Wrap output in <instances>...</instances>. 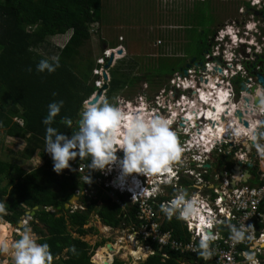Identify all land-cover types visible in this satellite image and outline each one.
I'll use <instances>...</instances> for the list:
<instances>
[{"label": "clouds", "instance_id": "9594fccd", "mask_svg": "<svg viewBox=\"0 0 264 264\" xmlns=\"http://www.w3.org/2000/svg\"><path fill=\"white\" fill-rule=\"evenodd\" d=\"M254 23L252 20L234 28L241 38L255 41L257 35L253 29L256 25L251 27ZM59 67L57 54L40 59L35 71L51 74ZM27 70L32 71L31 67ZM224 75L223 67L217 72L206 69L199 75L189 74L188 79L182 81V86L191 89L190 94L178 102H170L171 93L161 97L159 103L166 108L164 112L152 109L151 101L143 94L136 97L134 106L119 98L114 97V102H110L107 97L96 96L93 93L98 88L94 86L93 95L81 102L75 129L70 135L52 126L54 122L67 128L73 126L70 117L62 116L59 121L55 120L60 116L63 99L49 102L41 123L45 126L44 153L51 158L53 172L72 171L70 161L88 159L86 183L91 182L90 170L105 175L116 170L117 174L110 183L120 191L132 193L131 199L135 202L140 194L155 198L161 192L158 182L161 177H166L164 184L171 183L189 160L186 151H191V160L200 168L206 159L204 153L223 140L239 145L245 159L255 153L257 167L264 171V84L256 80L245 83L246 90H241L242 94L233 102L234 93L221 82L220 77ZM237 110L242 114L240 119L234 115ZM243 122H247V126ZM0 127H3L2 123ZM185 134L187 138L182 139ZM118 152H122L119 157ZM140 176L152 179L150 189L141 185ZM129 179L132 186L126 184ZM191 189L174 186L170 198L159 203L158 209L168 221L183 222L193 232L191 239L194 244L189 248L197 258L208 264L217 255L215 242L224 239L220 234L222 225L227 230L230 250L237 245L245 246L239 253L242 258L240 264H260L257 253L264 249V234L257 238L252 224L245 226L244 222L233 223L229 219L221 221L212 212L207 198L200 194L198 185L193 184ZM5 215V203L0 202V220ZM30 220L31 213H25L18 221V230L11 229L6 222L0 223V257L8 258L0 260V264H53L50 245L46 241L38 242ZM65 251L79 256L75 245H69ZM225 255L233 264L232 257ZM92 259L94 262L99 260L100 264H112L111 256Z\"/></svg>", "mask_w": 264, "mask_h": 264}, {"label": "trees", "instance_id": "16d2710c", "mask_svg": "<svg viewBox=\"0 0 264 264\" xmlns=\"http://www.w3.org/2000/svg\"><path fill=\"white\" fill-rule=\"evenodd\" d=\"M243 3L249 7L248 3ZM102 4V0H0V123L3 125L0 129L5 136L24 140L19 154L21 158L29 160L37 154L43 161V165L27 172L18 162L0 159V202L5 203L7 211L3 220L14 226L25 212L36 206L30 224L38 235V242L46 241L50 245L53 264H94L91 256L106 239L93 245L83 239L97 232L93 226H87L91 214H95L102 225L113 229L124 228L129 219L135 221L132 205L126 204L127 216L123 217L124 212L119 205L91 180L86 183L80 174L67 169L60 174L53 172L50 156L44 153L45 126L41 120L47 114V104L63 99L60 116L55 120L67 116L72 118L73 126L67 128L57 122L52 126L70 135L75 129L81 102L95 91L92 81L95 62L89 57L84 58L80 49L91 37L90 25L102 21ZM260 13L264 16V9ZM67 32L69 36L64 44L54 50L48 48L46 43L50 37L64 36ZM101 42L104 44V40ZM198 44L201 47L203 43L199 41ZM57 54L60 67L55 72L35 71L40 59ZM182 57V54L166 58L158 56L154 66L147 65L145 73L140 75H132L137 65L133 58L117 59L108 68L110 81L106 97L143 80L150 84L153 81L154 84L160 83L164 77L187 64V61H179ZM257 58L264 62V53ZM29 67L31 72L27 70ZM14 118L21 124L13 121ZM72 162L87 164L89 161L77 158L70 164ZM77 187L88 194L80 197L85 213L64 209V204L75 194ZM92 190L94 192L89 196ZM116 196L123 200L122 195L117 193ZM163 224L164 228L171 229L174 238H188L183 222L166 219ZM69 245L76 246L78 257L65 251ZM150 246L157 253L148 254L138 264H180L192 257L188 254L180 256L156 244ZM112 264L130 263L114 257Z\"/></svg>", "mask_w": 264, "mask_h": 264}, {"label": "built area", "instance_id": "2783aa9c", "mask_svg": "<svg viewBox=\"0 0 264 264\" xmlns=\"http://www.w3.org/2000/svg\"><path fill=\"white\" fill-rule=\"evenodd\" d=\"M248 2L250 7H258L260 10L264 9V0H245ZM98 26V22H94L90 25L89 32L90 34L96 33V29ZM253 31L256 32V35L259 37L260 32L254 28ZM228 32H231L228 34ZM239 31L236 28L231 27V31L226 29H222L216 34V45L213 47H208L203 51L202 60H196L189 63V65L184 66L182 69H178L169 74L166 78L168 79L167 88L160 89L156 92L155 97L156 103L155 107L152 109L157 110L159 112H164L166 110L165 107H161L159 101L161 96H169L171 93L170 102H178L182 97H185L190 94L191 89L183 88L182 81H186L188 79V75L195 73L199 75L201 71H205L206 69H212L213 72L220 71L221 67L225 72V75L220 77L221 82L226 84L231 88L233 95V102H235L239 96L242 94L240 89V84H244L249 81L256 80L253 72H260L264 77V65H260L261 63L251 62L248 57L243 59L242 55L239 56L238 51H235V48H239L241 51L245 48L250 50L253 48L252 46H256L257 49H260L257 44V40L253 41L252 39H244L241 38L238 34ZM244 34H246L244 32ZM238 39V40H237ZM121 41V40H120ZM225 42L224 46L223 43ZM254 42V43H253ZM163 46V50L159 51V53H155L154 56H171L169 51L172 49V46H164L162 45L161 38L156 40V51L159 50V47ZM121 50V53L124 51V47L121 43L115 45L114 47H107L102 51V54L95 60V66L92 69V74L94 76V86L100 89L103 85H106L105 89L101 90V97H104V93L107 89V85L110 80V76L108 74V68L114 64V62L119 59V55L117 50ZM248 52V51H247ZM110 55H113L111 64L108 68H105L108 58ZM231 56V59L228 57ZM247 61L246 64L243 62ZM201 62V63H199ZM256 66V67H255ZM186 70L184 73L183 71ZM105 75V79L103 78ZM96 92V91H95ZM95 92L93 94H95ZM91 94V96L93 95ZM129 102V101H126ZM136 101L134 102V106ZM161 110V111H160ZM235 115V113H234ZM236 116V115H235ZM238 119L239 117L236 116ZM227 119V117H225ZM177 119H179V113H177ZM16 120V119H15ZM21 124L20 120H16ZM185 136L182 139H186ZM194 151V150H193ZM118 152L117 156L119 155ZM191 151H186L185 155L189 157V160L184 168L177 173L176 177L172 179V182L169 184H164L163 180L166 177H161L160 181V189L161 192L155 197H145L140 194L135 202H132L130 193L127 190L120 191L117 188H114L111 181L114 180V177L117 174L116 170H113L110 174H102L99 171H89L90 180L94 185L99 187L107 196H109L115 203L119 205L122 212H124L123 217H126V204L132 205L134 209V219L132 222L129 219V224L125 226L123 229L128 230V238L130 243L134 246L138 245L137 249H140V254L143 255L142 251H146V253L142 256V259L146 257L148 254L153 253V249L151 248V244H156L159 248H167L169 250H173L178 253L180 256L184 254H188L192 257H197L195 253L191 251L189 248L190 244H194V241L191 239L193 232L189 231L188 228L184 225L185 231L188 234V238L186 239H176L172 236L171 229L164 228V221L166 220L162 213L159 212L158 206L159 203L166 201L170 198V194L172 192V188L174 186H183L186 188H190L193 184L198 185L200 194L207 198L209 206L213 213L217 215V218L223 221L224 219H229L233 223L244 222L245 226L248 224H252L257 238L259 234H264V171L257 167V159L255 153L248 156L246 159L244 158L243 150L239 145L231 144L228 140H223L220 143H217L212 146V148L204 153L206 159L203 161V166L200 168L196 167V162L191 160ZM221 156L220 160H217L216 157ZM223 159L224 162H223ZM222 162V166H220L219 162ZM226 161V162H225ZM237 161H240L244 165L245 163H250L251 168L249 171V178L247 177L246 181H237L233 186H229L230 179L233 177V174L230 172L231 166L228 164L236 165ZM212 162H215V165H212ZM86 163H76L72 162L70 164L72 171L80 174L82 179H85L88 169L86 167ZM208 165V166H206ZM239 168V167H238ZM68 170V169H67ZM69 171V170H68ZM243 177L241 169H239L238 176ZM141 181V185L146 188H151L152 179L145 177H138ZM253 181V182H250ZM127 186L131 185V180L126 181ZM195 191L196 189H191ZM138 191V189H137ZM93 192L90 191L89 195ZM77 195H88L87 192L80 191L78 188L75 190ZM122 195L123 198L127 197L129 202L121 201L120 199L115 197V194ZM219 201V203H217ZM76 203V202H75ZM85 206L83 204L77 203L74 207H69L70 212L73 210H82L84 211ZM227 213V216H225ZM93 217L92 221H96L100 225L101 232H107L109 230H113V228L109 226L102 225L98 220L97 216L91 214L90 217ZM90 226H93L89 223ZM221 227L220 234L224 237L223 240H218L215 242L217 246V255L212 258L208 264H230L227 259V255L232 257L233 264H240L241 257L239 255L240 251L245 247L244 245H237L235 249L230 250L227 242V230ZM119 229V228H116ZM213 231L216 229L213 228ZM110 245H113L109 243ZM116 246V251H110L105 246L103 249H106L108 252L107 256L110 255L112 257V261L114 255L119 252L120 245ZM118 250V251H117ZM134 251H137L133 248ZM97 250L94 251L96 253ZM165 255V254H162ZM258 258L260 260V264H264V249H261L257 253ZM95 255H93L94 257ZM92 257V258H93ZM137 256L136 260H142ZM187 262L189 260H182L180 264L183 262ZM200 261L198 258L193 261L194 264ZM201 264H204L203 261H200ZM97 264L96 262H93ZM100 264V263H98Z\"/></svg>", "mask_w": 264, "mask_h": 264}, {"label": "rangeland", "instance_id": "374dc122", "mask_svg": "<svg viewBox=\"0 0 264 264\" xmlns=\"http://www.w3.org/2000/svg\"><path fill=\"white\" fill-rule=\"evenodd\" d=\"M102 2V21L98 23L96 33L91 34L90 39L80 49L84 58L89 57L94 62L104 49L121 43L124 51L119 57L126 56L137 62L132 75L144 74L147 65L154 66L156 63L157 56L154 54L159 53L161 49L163 50V46H160L159 50L156 51V40L159 38L162 40V45H172V49L169 51L171 55H183L179 61H187L191 58L202 60L206 45L208 44V47L216 45L218 31L226 28L229 30L235 25L241 27L242 23L246 24L253 20L255 23L251 27L256 25L255 28L261 34L259 37L256 36L260 49L253 46L250 50L245 48L241 51L237 47L235 51H238L239 56L242 55L243 59L248 57L251 62L257 61V63H261L260 65H264V62L257 60V57L264 53V16L261 15V10L258 7L249 6L246 8L243 3L246 2L245 0H102ZM68 36L69 33L67 32V35L64 36L50 37L46 44L48 48L54 50L55 47L64 44ZM102 40H104V44H102ZM199 41L203 43L201 47L198 44ZM224 44L225 42L222 46ZM39 51L42 52L41 49ZM161 57L166 58L169 55ZM243 63L246 64L247 61ZM92 79L94 80V77ZM167 82L166 77L156 84L154 81L150 84L143 80L136 82L132 87H122L107 98L110 102H114L112 98L115 97L123 102L129 101L134 105L136 97L143 94L151 101L152 106V102L156 101V92L167 88ZM104 97H106L105 93ZM13 121H16L15 118ZM24 144L23 139L5 136L0 129V159L18 162L25 171L30 172L43 165V161L37 154L29 160L21 158L19 154ZM216 159L220 160L221 156L216 157ZM72 201L73 204L69 207L76 206L77 202L75 201V203L74 199ZM92 220L93 217L91 216L87 226H90L89 223H91L97 232L86 235L83 239L90 245L101 239H106L105 243L96 249H100L98 255H101L102 258L110 256H107L106 250L103 248L106 243H111L121 247L114 257L130 264H138L141 261L136 260L137 257L132 255L128 249L133 246L132 249L138 250V245L134 246L130 243L127 229L101 232L97 220ZM0 223H5V221L2 219ZM15 226L10 224L9 227L18 230ZM13 235H15V231H13ZM36 236L38 238L37 234ZM142 253L144 255L146 251H142ZM93 255L91 256L92 263L94 262ZM143 255L139 253L137 256L142 259ZM5 259L8 258L0 257V260ZM95 262L98 264L97 261ZM185 264L189 263L185 261Z\"/></svg>", "mask_w": 264, "mask_h": 264}, {"label": "water", "instance_id": "95a60500", "mask_svg": "<svg viewBox=\"0 0 264 264\" xmlns=\"http://www.w3.org/2000/svg\"><path fill=\"white\" fill-rule=\"evenodd\" d=\"M117 53H118V54H121V50H120V49L117 50ZM112 58H113V55H110V57H109L108 60H107L106 65H105V68H108V67H109V65L111 64ZM193 61H194V58L191 59V62H193ZM183 72L185 73L186 70H184ZM253 73H254V75H255L256 81L259 82V83H261V84H264V77L262 76V74H261L260 72H253ZM103 78H104V79L106 78L105 75H103ZM105 88H106V85H103L100 89H97V91L95 92V95H96V96H100V95H101V90H102V89H105ZM240 89H245V86H244L243 83L240 84ZM235 115L238 116L239 119H240L241 116H242V114L239 112V110H237V111L235 112ZM243 123H244V126H247V122H243ZM241 164H242V163H241L240 161H237L236 165L231 166V168H230V172L233 174V177L230 179V182H229V186H230V187L233 186L237 181H239V179H240V181L245 182L246 179H247V177L249 176V171H248V169L251 168V164H250V163H245L244 165H241ZM206 166H208V165H206ZM238 167H239V168H238ZM237 169H238V170L241 169L242 174H243V177H239V178H237V176H238V173H237V171H236ZM248 178H249V177H248ZM78 188H79V187H78ZM72 199H74V202H75V201L78 200V196H77V195H73V196L68 200V202L64 204V209H68V208H69V205L73 204ZM124 200H125L126 203L129 202V199H127V197H124ZM36 209H37V207L35 206V207H33V210H32V211H28V212H25V213H31V216H33L34 211H35ZM57 209H59V207H57ZM47 210L50 211L51 209L48 208ZM83 213H85V210L83 211ZM16 226H18V223L16 224ZM109 245H110L109 243H106V247H107L108 249H110V246H109ZM153 253H157V252H156V251H155V252L153 251ZM196 259H197V257H192V260H196Z\"/></svg>", "mask_w": 264, "mask_h": 264}, {"label": "flooded vegetation", "instance_id": "af4514ba", "mask_svg": "<svg viewBox=\"0 0 264 264\" xmlns=\"http://www.w3.org/2000/svg\"><path fill=\"white\" fill-rule=\"evenodd\" d=\"M263 30H264V28H263ZM190 61H191V59H190L189 61L187 60V64H186L185 66L189 65ZM260 61H261V60H260ZM199 63H201V62H199ZM155 105H156V103H154V101H153L151 107H155ZM160 111H161V110H160ZM119 155H122V152L119 153ZM230 166H234V164H231ZM77 188H78V187H77ZM78 189H79L80 191H83V190H81L80 187H79ZM93 192H94V191H93ZM93 192H92V193H93ZM92 193H91V195H92ZM104 194H105V192H104ZM105 195H106V194H105ZM77 196H78L77 203L83 204V202L80 201V197L83 196V195H77ZM89 196H90V195H89ZM106 196H107V195H106ZM108 197H109V196H108ZM115 197L118 198V197L116 196V194H115ZM109 198H110V197H109ZM110 199H111V198H110ZM118 199H119V198H118ZM111 200H112V199H111ZM120 200H121V199H120ZM121 201H125L124 198H123V200H121ZM69 206H70V205H69ZM6 223H7V222H6ZM7 225L10 226V224H8V223H7ZM100 247H101V246H100Z\"/></svg>", "mask_w": 264, "mask_h": 264}, {"label": "crops", "instance_id": "0c3cea01", "mask_svg": "<svg viewBox=\"0 0 264 264\" xmlns=\"http://www.w3.org/2000/svg\"><path fill=\"white\" fill-rule=\"evenodd\" d=\"M156 1H157V0H156ZM65 35H67V33H66ZM117 44H118V43H117ZM170 45H171V44H170ZM171 46H172V45H171ZM126 48H127V47H126ZM127 50H128V49H127ZM129 56H130V54H129ZM224 160H225V159H223V162H224ZM225 162H226V161H225ZM219 163H220V166H222V168H223L222 162L220 161ZM231 164H232V163H231ZM231 164H228V165H231ZM212 165H213V166L215 165V168H217V165H218V164H215V162H212ZM236 171H237V173L239 172L238 169H237ZM250 182H253V181H250ZM112 246H113V245H110V247H111L110 251H113V250H112ZM105 250H106V249H105ZM106 252H108V251L106 250ZM97 256H101V255H98V254H97ZM101 257H102V256H101ZM105 259H106V258H105ZM96 261H97V260H96ZM193 261H195V260H192V258H191V259H190L189 261H187V262H188L189 264H194ZM182 264H185V262H183ZM197 264H201V262L198 261Z\"/></svg>", "mask_w": 264, "mask_h": 264}, {"label": "bare ground", "instance_id": "6f19581e", "mask_svg": "<svg viewBox=\"0 0 264 264\" xmlns=\"http://www.w3.org/2000/svg\"><path fill=\"white\" fill-rule=\"evenodd\" d=\"M15 227H17L18 228V226H15ZM128 241V240H127ZM129 242V241H128ZM110 246V245H109ZM133 247V246H132ZM132 247H129L128 249H129V251H130V253L132 254V255H134L135 257H137V255L140 253V249H138L137 251H134L133 249H132ZM110 249H111V247H110ZM110 249H108V250H110ZM112 250L113 251H116V246H112ZM145 254V253H144ZM99 257H101V256H99ZM97 262L98 263H100L99 262V260H97Z\"/></svg>", "mask_w": 264, "mask_h": 264}]
</instances>
